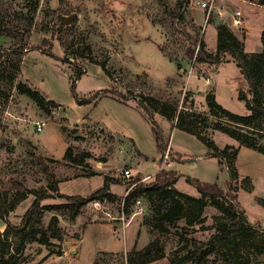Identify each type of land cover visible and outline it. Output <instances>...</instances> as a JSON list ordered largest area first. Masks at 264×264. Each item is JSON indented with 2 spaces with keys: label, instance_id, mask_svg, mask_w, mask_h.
<instances>
[{
  "label": "rangeland",
  "instance_id": "374dc122",
  "mask_svg": "<svg viewBox=\"0 0 264 264\" xmlns=\"http://www.w3.org/2000/svg\"><path fill=\"white\" fill-rule=\"evenodd\" d=\"M260 1L0 0V23H17L22 12L34 17L29 49L46 38L51 44L45 43V48L50 47L56 55L71 60L63 62L33 49L25 52L19 70L12 63L16 55H4L0 62V190L6 204L24 195L8 214V220L21 222L36 199L33 189L52 193L40 200L41 206L68 202L51 191L53 181H63L61 187L66 193L90 195L104 183L105 173L74 178L90 170L108 172L118 178L119 183L113 184L120 196L134 185L132 180L123 181L120 174L125 168L131 169L132 177L142 174V182H152L157 171L164 167L163 155L154 123L140 105L138 95L172 99L179 103V108L194 100V107L205 111L206 93L214 87L219 103L236 113H247L245 103L238 97V89L245 86L244 76L236 63H226L233 57L227 54L220 63H198L187 55L191 43L179 27L182 21L193 34L191 24L201 26L206 48L215 52L217 25L223 22L242 40L246 51H261L264 5ZM34 2L38 3L36 7ZM237 9L243 14L238 26L233 24L231 15ZM177 13H182L183 19L176 18ZM0 44L9 47L12 41L0 35ZM102 61L110 74L99 64ZM73 62L87 69L77 80L79 96L88 98L101 92L96 100L79 104L75 99L71 91ZM219 65L222 66L217 74ZM20 82L39 90L58 105L46 104L49 111L46 110L47 107L18 90ZM107 89L112 91L106 93ZM154 115L164 142L182 155L180 161L174 160L177 153L170 150L179 174L177 188L200 198L196 186L187 181L191 176L227 189L230 181L227 162L210 154L209 146L195 134L172 128L170 120L158 112ZM40 119L47 123L37 130L35 121ZM259 124L264 128V118ZM209 137L221 148L227 144L239 147L236 160L231 162L238 171L233 187L249 218L264 227V205L256 199L264 198V153L220 130L212 131ZM69 146H73L72 157L79 151H89L91 157L81 165L67 161L64 154ZM248 175L255 182L252 177L251 181L244 180ZM250 186L253 190H246ZM141 199V212L134 215L136 208L132 206V213L124 215V219L120 218L123 213L118 203L107 198L101 205L93 201L85 204L74 221L70 220L71 208L44 207L34 215L32 223L36 228H46L57 216L55 224L66 230L64 240H54L50 245L27 243L19 264H128L127 249L134 247L144 216L151 213L144 197ZM206 200L202 209L198 200L187 201L190 217L181 218L168 232L160 234L167 255L148 264H169L170 259L194 248L193 239L208 238L211 249L199 256L201 264H264L261 231H248L246 234L254 237L247 240L243 234H220L214 224L223 212L209 198ZM4 228L5 222L0 218V230ZM148 232L141 234L139 247L150 241V235H159ZM11 240L15 243L17 236L13 235Z\"/></svg>",
  "mask_w": 264,
  "mask_h": 264
},
{
  "label": "trees",
  "instance_id": "16d2710c",
  "mask_svg": "<svg viewBox=\"0 0 264 264\" xmlns=\"http://www.w3.org/2000/svg\"><path fill=\"white\" fill-rule=\"evenodd\" d=\"M264 5V0L260 1ZM34 2V6H37ZM180 3L179 7H182ZM183 19L182 13H177L176 18ZM175 18V17H174ZM65 20V18H64ZM34 25V17L31 13H21L19 22L9 24L0 23V35L6 36L12 41L9 47L0 44V62L3 60L4 55L13 56V65L17 70L20 69L23 55L26 51L39 49L47 55L63 62H70L69 57H60L56 55L50 47L45 48L44 44L49 43V40L44 38L42 44L36 45L31 49L27 44L31 36L32 28ZM193 34L186 30V26L181 21L179 29L188 36L191 45L188 46L187 55L197 61L198 63H220L224 60L227 54H230L245 79V87L241 88L238 92V97L245 103L247 113L240 114L225 107L216 98L214 87L206 93V100L208 108L205 111H199L194 107V100H191L190 105H185L179 108V103L172 99H166L162 96H145L140 97L138 100L148 112L150 119L154 123L156 130L159 148L162 155L168 148V143H165L162 136V131L159 123L155 118V113L158 112L166 116L172 128L177 127L189 133L195 134L198 138L203 140L210 149V154L216 155L221 161H226L230 172V181L228 188L224 189L218 183L202 181L198 178L188 176L187 181L196 186L201 194L200 198H194L189 194L180 191L177 186L178 171L176 169L161 168L157 171L155 179L150 182H142V174L132 177L131 180L135 183V187L130 189L124 196H120L111 190L112 183H119L118 178L104 171L90 170L86 174H79V176H93L96 174H104V183L101 187L94 190L90 195L83 196L77 194H67L60 191L59 182L53 181L50 189L59 197L67 198L69 201L62 204H48L41 206L40 200L52 193L44 189L42 191L33 189L31 192L35 193L36 199L32 206L25 212L21 222L15 224L8 220V214L15 209L16 205L24 198V195L18 196L10 200L8 204L0 190V218L5 222L4 230H0V264H19L23 255V251L27 243L39 242L42 244L50 245L54 240L62 242L66 234V230L62 226L55 224L58 220L57 216L52 218V222L46 228H36L32 223L33 217L44 207L48 209L67 207L72 209L70 220L74 221L80 213V209L90 201L101 200L105 198L110 201L117 202L119 208L129 215L132 213V206H134L138 198L145 199V204L150 208L151 213L145 214L143 224L146 225L150 234L158 233L159 235L152 236L150 241L141 249L136 247L127 252L128 264H148L150 262L161 259L167 255L166 244L163 242L160 234L169 231L171 226H175L177 221L181 218H188L187 201L190 199L198 200L200 209L206 204V198L223 212L216 224L215 230L222 235L228 234H243L244 239H251L253 234H246L248 231L256 232L257 229L261 231L264 237V228L255 222H252L242 206L238 192L234 190L233 180L238 176L236 165H232V161L236 160L239 152V147L227 144L223 148L218 146L215 141L209 137V133L215 130L223 131L232 137L236 138L241 144L254 148L264 153V128L259 124L261 118H264V30L261 34V41L263 49L261 51H246L242 40L230 29L228 24L219 23L217 25V49L211 52L206 48V42L201 36L202 27L196 24H191ZM90 47V46H89ZM88 47V48H89ZM91 49V48H90ZM170 59H174L171 55L167 54ZM93 62L97 60L93 56H88ZM103 69L110 74L106 67L105 61L99 63ZM179 67L181 66L178 64ZM72 66L75 69V76L72 77L71 91L79 104H85L96 100L101 92H96L90 97L79 96L76 87L77 80L87 71L86 67L78 62H73ZM21 93H24L35 99L40 106L47 107L46 104L57 106L54 100H48L37 89L23 82L17 86ZM111 92L107 89L105 92ZM49 111V107L45 108ZM171 150V148H170ZM174 160H181L182 155L179 152ZM73 146H69L64 154V159L73 161L81 165L86 158L91 157L89 151H79L76 157H72ZM171 155V151H170ZM173 156V154H172ZM251 177L245 176L244 180L251 181ZM246 190L252 191L253 186ZM257 201L264 205L263 197H256ZM161 201V202H159ZM164 201V202H163ZM124 202L123 206L122 203ZM55 224V225H54ZM203 228H210L209 226H202ZM17 236L14 243L11 237ZM194 248L190 249L185 255L178 258L170 259L169 264H201L199 256L207 254L211 249L210 238L207 240L193 239ZM209 247V248H208ZM259 249V246H257ZM262 251V250H260ZM101 253H108L102 251ZM97 262V260H96Z\"/></svg>",
  "mask_w": 264,
  "mask_h": 264
},
{
  "label": "built area",
  "instance_id": "2783aa9c",
  "mask_svg": "<svg viewBox=\"0 0 264 264\" xmlns=\"http://www.w3.org/2000/svg\"><path fill=\"white\" fill-rule=\"evenodd\" d=\"M203 5H206V2L203 3ZM212 7V6H211ZM210 7V10L212 9ZM232 17H233V24H235L236 26H238L241 22H242V10L240 9H237L235 10V13L231 14ZM47 123V121L45 119H40V120H37L35 121V124H36V129L37 130H42L43 127L45 126V124ZM170 147H168V149L166 150V152L163 154V162H164V167L167 168V167H170L171 164H172V160L170 158ZM121 177L124 179H122L124 182H129L131 181V178L133 176V172H131V169L130 168H125L122 170L121 172ZM144 179V178H143ZM135 185V183H133ZM133 185V186H134ZM133 186H130L127 190V193L130 189L133 188ZM126 193V194H127ZM93 203L95 205H101L102 204V201L101 200H94ZM124 202L122 203V206H123ZM134 207L136 208L133 212L134 215H136L137 213L141 212L142 210V199L141 198H138L134 204ZM120 209V208H119ZM121 210V209H120ZM121 212L123 213L122 216H120L121 219H124V215H126V213L124 211L121 210ZM108 214V216H111V214L109 212H106Z\"/></svg>",
  "mask_w": 264,
  "mask_h": 264
},
{
  "label": "crops",
  "instance_id": "0c3cea01",
  "mask_svg": "<svg viewBox=\"0 0 264 264\" xmlns=\"http://www.w3.org/2000/svg\"><path fill=\"white\" fill-rule=\"evenodd\" d=\"M234 13H235V11H234ZM226 63H229V64H232V63H236L235 61H234V59H232V60H230V61H227ZM226 63H224V64H226ZM221 66L222 65H219V68H217V74L219 73V71H220V68H221ZM238 67V66H237ZM239 68V67H238ZM240 70V69H239ZM217 74H216V77H217ZM244 82H245V79H244ZM245 87V86H244ZM241 89V88H240ZM240 89H238V92H239V90ZM206 110H207V108H205ZM170 148L173 150V151H175L174 149H173V147L170 145ZM175 152H177V151H175ZM177 169V166H176V163H175V161H172V164H171V166L169 167V169ZM250 177H252L253 178V176H251V175H249ZM79 177H81V176H79ZM74 178H77V177H74ZM253 181L255 182V180H254V178H253ZM62 182L63 181H60L59 182V188H60V191L61 192H63V193H66L65 191H63V189H62V187H61V184H62ZM103 185V184H102ZM101 185V186H102ZM114 185L115 184H111V190L114 192V193H117V191L114 189ZM101 186H99V187H101ZM98 187V188H99ZM96 190V189H95ZM93 192V191H92ZM67 194H69V193H67ZM118 194H121V193H119L118 192ZM123 195H125V193H123ZM86 196V195H85ZM246 210V209H245ZM248 215V214H247ZM248 217H249V215H248ZM250 219V218H249ZM251 220V219H250ZM252 221V220H251ZM253 222V221H252ZM130 223V222H129ZM128 223V224H129ZM143 223V222H142ZM111 224H112V222H111ZM127 224V225H128ZM127 225H125V226H127ZM263 227V226H262ZM264 228V227H263ZM148 231L147 230V228H146V225L145 224H142V226H140V228H139V231H138V236H137V239H136V242L134 243V247H131L132 249L133 248H137V249H141V248H143V247H139V238L141 237V234L144 232V231ZM149 233V232H148ZM150 239H151V235H150ZM148 243V242H147ZM146 243V244H147ZM132 249H127V250H132ZM127 250H125V251H127ZM107 251H118V249H109V250H107Z\"/></svg>",
  "mask_w": 264,
  "mask_h": 264
},
{
  "label": "water",
  "instance_id": "95a60500",
  "mask_svg": "<svg viewBox=\"0 0 264 264\" xmlns=\"http://www.w3.org/2000/svg\"><path fill=\"white\" fill-rule=\"evenodd\" d=\"M69 21H70V19L68 18V19H67V22H69Z\"/></svg>",
  "mask_w": 264,
  "mask_h": 264
}]
</instances>
